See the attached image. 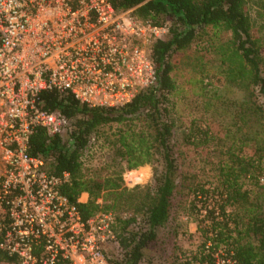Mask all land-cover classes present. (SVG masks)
Instances as JSON below:
<instances>
[{"label":"trees","instance_id":"16d2710c","mask_svg":"<svg viewBox=\"0 0 264 264\" xmlns=\"http://www.w3.org/2000/svg\"><path fill=\"white\" fill-rule=\"evenodd\" d=\"M113 5L168 26L152 47L156 83L114 107L41 93V108L61 113L66 123L58 133L37 127L29 153L43 158L51 174L69 173L62 192L84 221L112 213L115 238L104 246L109 264H264V0ZM191 101L204 116L184 119L178 105ZM107 146L105 173H92L91 155ZM188 149L211 153L213 179L194 172ZM146 164L154 165L152 181L127 187L124 171ZM83 193L88 199L79 201ZM186 215L200 233L191 249L180 242L188 234ZM0 264L19 263L0 254Z\"/></svg>","mask_w":264,"mask_h":264},{"label":"built area","instance_id":"2783aa9c","mask_svg":"<svg viewBox=\"0 0 264 264\" xmlns=\"http://www.w3.org/2000/svg\"><path fill=\"white\" fill-rule=\"evenodd\" d=\"M167 33L113 0H0V254L19 264H109L112 213L84 221L62 192L69 173L51 174L29 153L37 127L58 133L66 123L38 99L57 90L94 107L130 102L156 83L152 47Z\"/></svg>","mask_w":264,"mask_h":264},{"label":"rangeland","instance_id":"374dc122","mask_svg":"<svg viewBox=\"0 0 264 264\" xmlns=\"http://www.w3.org/2000/svg\"><path fill=\"white\" fill-rule=\"evenodd\" d=\"M190 52L191 51H189L188 54ZM211 60L215 62L216 59L214 58V56H212ZM216 63H210L209 67L215 66ZM178 107H181L180 108L181 113L184 119L187 120L194 116L201 117L203 115L201 108L198 107V105H196V103L193 101L182 102L178 105ZM183 130H184V126H181L178 130V137L182 135ZM91 156L92 157L89 159V163H88L89 170L92 173L98 172L100 174L101 173L104 174L106 171L105 164L108 161H110L112 158L110 148L107 146L106 148H102V150L100 151L97 150ZM187 158H188V163L191 166V168L194 170V172L197 173L199 176H201L200 178L201 180L214 178L215 171L212 160L213 157L211 156V153L208 150L202 151V150L188 149ZM153 174H154L153 164H146L144 166H140L137 169H133V170H125L123 173L124 184L130 188L134 187L137 184L140 185L148 184L152 181ZM134 176L136 177V180L135 182H132L130 178ZM87 196L84 197L85 200L88 198ZM183 220L185 221V227L188 231V234L180 236V242L185 248L188 249L195 248L197 247L200 241V233H198L197 231V223L196 221H194V219L189 218V216L187 215L183 217ZM190 234L192 236H190Z\"/></svg>","mask_w":264,"mask_h":264},{"label":"bare ground","instance_id":"6f19581e","mask_svg":"<svg viewBox=\"0 0 264 264\" xmlns=\"http://www.w3.org/2000/svg\"><path fill=\"white\" fill-rule=\"evenodd\" d=\"M133 173H134V172H133ZM133 173H132V174H133ZM134 174H135V173H134ZM130 180H131L132 182H135L136 177H135V176H134V177H131Z\"/></svg>","mask_w":264,"mask_h":264}]
</instances>
